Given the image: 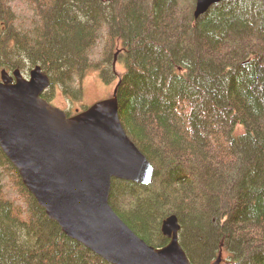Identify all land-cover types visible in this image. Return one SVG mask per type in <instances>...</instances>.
I'll use <instances>...</instances> for the list:
<instances>
[{"label": "trees", "instance_id": "trees-1", "mask_svg": "<svg viewBox=\"0 0 264 264\" xmlns=\"http://www.w3.org/2000/svg\"><path fill=\"white\" fill-rule=\"evenodd\" d=\"M194 2L0 0V72L39 64L50 101L91 69L109 81L117 54L120 122L154 172L112 179L113 210L151 245L175 214L192 264H264V0L199 18ZM0 264H111L62 232L1 148Z\"/></svg>", "mask_w": 264, "mask_h": 264}, {"label": "water", "instance_id": "water-1", "mask_svg": "<svg viewBox=\"0 0 264 264\" xmlns=\"http://www.w3.org/2000/svg\"><path fill=\"white\" fill-rule=\"evenodd\" d=\"M222 1L195 0L194 18ZM49 84L39 65L28 78L1 71L0 148L47 216L111 264H192L175 214L160 223L166 242L154 246L109 204L112 179L146 185L154 172L120 122L116 94L67 116L41 97Z\"/></svg>", "mask_w": 264, "mask_h": 264}, {"label": "rangeland", "instance_id": "rangeland-1", "mask_svg": "<svg viewBox=\"0 0 264 264\" xmlns=\"http://www.w3.org/2000/svg\"><path fill=\"white\" fill-rule=\"evenodd\" d=\"M148 1H150V0H148ZM225 1H227V0H224V2ZM224 2L222 1V2H220L218 4H223ZM216 5L217 4L212 5L207 10V12H210L211 10H213V7L216 6ZM203 15L204 14L200 15L199 17H201ZM113 61H116V62H115L114 69L112 71L113 75L110 78V81L111 82H109V81L107 82L106 80H103L100 77V75L98 74V69H91V70H89L86 73V75L84 76V78L80 80L81 85L79 87V91L81 93H79V95L76 96V97H79L81 95L79 97V99L75 98L73 95H70L69 96V97H73V98L66 99V96H65L64 92L62 91V86L60 84H56V86L53 88V93L55 95V98L50 103L53 106H55V107L61 108L63 110H69V111L72 112L75 108H80L81 109L82 106H83V104H86V105L93 104V103H95V102H97L99 100H103V99L109 98L110 96H112L113 93L117 94V87L119 86V84L121 82V80H120V77L122 76L121 73H125L128 70L126 68H124V66L122 64V61L120 60L119 56H118V58L116 56V60L114 59ZM34 66H32V68ZM47 76H48L49 81H50V77H49L48 74H47ZM194 173H195L194 178H196L195 180H198L197 182L200 183V181H201L202 178H200L201 177L200 176V170H198L197 167H196V170H195ZM151 180H152V178H151ZM125 181H127V180H125ZM120 187L121 186H119L118 188H120ZM121 199L123 200V195L121 196ZM123 201H122V203H124ZM152 245L157 246L158 243L157 244H153L152 243Z\"/></svg>", "mask_w": 264, "mask_h": 264}, {"label": "flooded vegetation", "instance_id": "flooded-vegetation-1", "mask_svg": "<svg viewBox=\"0 0 264 264\" xmlns=\"http://www.w3.org/2000/svg\"><path fill=\"white\" fill-rule=\"evenodd\" d=\"M114 59H116V58H114ZM73 96H74V95H73ZM77 110H78V109L76 108L75 111H77Z\"/></svg>", "mask_w": 264, "mask_h": 264}, {"label": "bare ground", "instance_id": "bare-ground-1", "mask_svg": "<svg viewBox=\"0 0 264 264\" xmlns=\"http://www.w3.org/2000/svg\"><path fill=\"white\" fill-rule=\"evenodd\" d=\"M144 155V154H143ZM145 156V155H144Z\"/></svg>", "mask_w": 264, "mask_h": 264}]
</instances>
